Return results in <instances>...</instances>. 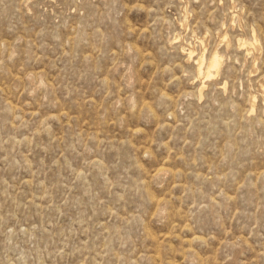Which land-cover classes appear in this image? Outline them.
Returning <instances> with one entry per match:
<instances>
[{
	"label": "rangeland",
	"instance_id": "rangeland-1",
	"mask_svg": "<svg viewBox=\"0 0 264 264\" xmlns=\"http://www.w3.org/2000/svg\"><path fill=\"white\" fill-rule=\"evenodd\" d=\"M0 264H264V0H0Z\"/></svg>",
	"mask_w": 264,
	"mask_h": 264
},
{
	"label": "bare ground",
	"instance_id": "bare-ground-1",
	"mask_svg": "<svg viewBox=\"0 0 264 264\" xmlns=\"http://www.w3.org/2000/svg\"><path fill=\"white\" fill-rule=\"evenodd\" d=\"M242 44H245L243 42ZM188 55L191 57L192 51L188 52ZM221 64V59L218 52H215L209 59L207 63H205L204 58L201 56L197 60V67L199 75H204L206 77H211L214 73H216Z\"/></svg>",
	"mask_w": 264,
	"mask_h": 264
}]
</instances>
